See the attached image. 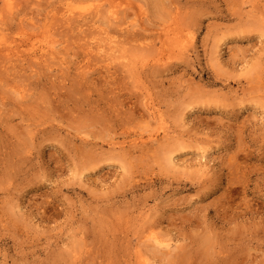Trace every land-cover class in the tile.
Wrapping results in <instances>:
<instances>
[{
  "label": "rangeland",
  "instance_id": "obj_1",
  "mask_svg": "<svg viewBox=\"0 0 264 264\" xmlns=\"http://www.w3.org/2000/svg\"><path fill=\"white\" fill-rule=\"evenodd\" d=\"M0 42V264H264V0H0Z\"/></svg>",
  "mask_w": 264,
  "mask_h": 264
},
{
  "label": "bare ground",
  "instance_id": "obj_2",
  "mask_svg": "<svg viewBox=\"0 0 264 264\" xmlns=\"http://www.w3.org/2000/svg\"><path fill=\"white\" fill-rule=\"evenodd\" d=\"M88 9H89V8H88ZM112 9H113V7H112ZM115 10L117 11V9L114 8L113 11H112L111 17L113 16V17L115 18V20H116V17H117V14H118V13H117ZM96 12H97V11H96ZM92 16H93V15H92ZM118 16H119V14H118ZM93 17H94V16H93ZM111 17H110V18H111ZM113 20H114V19H113ZM89 21H90V19H89ZM116 21H117V20H116ZM121 23H122V22H121ZM123 24H124V23H123ZM107 36H108V35H107ZM107 40H108V39H107ZM113 40H114V39H113ZM115 41H116V40H115ZM0 43H1V42H0ZM109 43H110V41H109ZM4 44H5V43H4ZM104 44H105V43H104ZM96 45H97V44H96ZM110 45H111V44H110ZM8 46H9V45H8ZM104 46H105V45H104ZM106 46H108V45L106 44ZM4 47H5V46H4ZM11 47H12V46H11ZM96 47H97V46H96ZM99 47H100V46H99ZM110 47H112V46H110ZM110 47H109V48H110ZM105 48L107 49V47H105ZM113 48H114V46H113ZM7 49H9V48L7 47ZM10 49H11V48H10ZM12 49H13V48H12ZM50 49H52V47H51ZM98 49H99V48H98ZM3 50H4V49H3ZM108 50H109V49H108ZM43 51H44V53H42L43 56H44L46 53H48V50L43 49ZM104 51H105V50H104ZM48 55H49V54H48ZM45 56H46V55H45ZM22 92H23V91H22ZM153 236H154V235H153ZM155 237H156V236H155ZM156 238H157V237H156ZM159 239H160V238H159ZM162 239H163V238H162ZM163 240H164V239H163ZM165 240H166V239H165ZM168 240H169V239H168ZM169 242H171V241L169 240ZM161 243H162V242H160L159 244H161ZM163 243L166 244L167 242H166V241H165V242L163 241ZM163 243H162V244H163ZM167 245H168V243H167ZM164 246H165V245H164Z\"/></svg>",
  "mask_w": 264,
  "mask_h": 264
}]
</instances>
